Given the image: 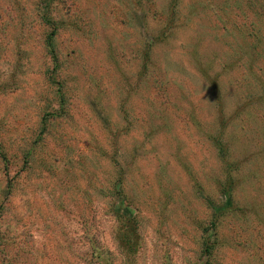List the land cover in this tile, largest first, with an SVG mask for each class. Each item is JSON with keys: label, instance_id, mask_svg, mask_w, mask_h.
Returning <instances> with one entry per match:
<instances>
[{"label": "rangeland", "instance_id": "374dc122", "mask_svg": "<svg viewBox=\"0 0 264 264\" xmlns=\"http://www.w3.org/2000/svg\"><path fill=\"white\" fill-rule=\"evenodd\" d=\"M251 1L179 0L168 29L170 0H53L62 109L45 3L0 0V264H264V97L245 92L264 85V17ZM222 131L239 211L208 259V203L227 199Z\"/></svg>", "mask_w": 264, "mask_h": 264}, {"label": "trees", "instance_id": "16d2710c", "mask_svg": "<svg viewBox=\"0 0 264 264\" xmlns=\"http://www.w3.org/2000/svg\"><path fill=\"white\" fill-rule=\"evenodd\" d=\"M53 0H42L44 2V6H41V12H42V22L44 25L48 28L47 36H46V48L47 52H49L52 64H53V70L49 72V80L52 84L58 86L57 90V98L60 104V107L63 109V107L66 104V96L65 94L62 93V91L59 90V85L60 83L56 81L58 71H59V52L56 47L55 43V38L59 33L60 29V23L56 21V19L53 17L51 13V8L50 4L52 3ZM179 0H170L169 6H168V20H167V28L171 29V26L174 25V22L176 21L177 18V3ZM253 0L250 2L252 6L257 9V4L260 5L261 7V15L264 17V0ZM259 1V3H257ZM230 2H234L235 8H240L241 3L239 0H230ZM229 3V1H228ZM243 15V14H242ZM264 21V19H263ZM264 23V22H263ZM238 34H242L240 30H238ZM166 31H164L163 35L160 37H164ZM259 42L257 45H255L254 48H256L258 45H263V39L259 35L258 37ZM152 47V46H151ZM262 51L264 52V46ZM258 47V48H260ZM150 50L146 52V58L150 59ZM194 56L196 57L197 64L201 68V71L205 74L206 80L209 82L211 86V91L214 95V99L218 105H222V94H221V89L220 86L216 81H214L213 78L207 74L208 71V65L203 66L200 57L198 55L197 50L194 51ZM234 63H227L226 66L224 67L226 70L232 69L234 67ZM250 69H253V65L250 64ZM264 74V71H263ZM258 79V78H257ZM260 86V92L255 93L251 86L246 87L245 92L248 93V96L250 98H253V101H263V95H264V85L261 84V82L258 83ZM223 107V106H222ZM243 110L240 108V111ZM238 113V112H237ZM223 121V120H222ZM46 127L44 123V128ZM224 134L223 131L219 132L216 136H212V142L215 146V148L218 151V155L220 157V160L224 164L225 172H226V180L222 183H220V189L221 193L226 196V203L224 206H217L213 204L211 201H209V206L213 209V216H212V222L210 223L208 228H205L203 230V241H202V247H203V254L205 255L206 258L211 259L213 257L214 252L219 246V225H220V220L221 218L226 214V213H237L239 211L237 205L234 202V190L239 184V181L236 179L235 174L239 171L240 163L234 160V157H232V153L230 152V148L228 143L224 140ZM0 155L4 157L0 150ZM5 160V158H3ZM6 162V160H5ZM123 183L122 180H120L119 184L121 185ZM122 192V191H121ZM132 224V225H131ZM126 231L122 232V235L124 236L122 240L129 241L133 237V223H129L125 227Z\"/></svg>", "mask_w": 264, "mask_h": 264}]
</instances>
